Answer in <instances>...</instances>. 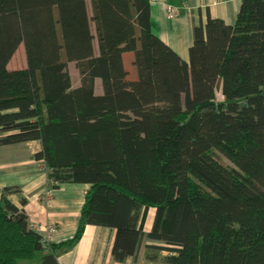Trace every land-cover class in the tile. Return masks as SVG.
Segmentation results:
<instances>
[{
	"label": "trees",
	"instance_id": "16d2710c",
	"mask_svg": "<svg viewBox=\"0 0 264 264\" xmlns=\"http://www.w3.org/2000/svg\"><path fill=\"white\" fill-rule=\"evenodd\" d=\"M20 45L25 66L8 68ZM28 141L51 187L89 188L59 244L3 189L0 264H58L88 224L115 229L118 262L146 237L161 264H264V0L194 25L188 62L151 30L149 0H0V145Z\"/></svg>",
	"mask_w": 264,
	"mask_h": 264
},
{
	"label": "crops",
	"instance_id": "0c3cea01",
	"mask_svg": "<svg viewBox=\"0 0 264 264\" xmlns=\"http://www.w3.org/2000/svg\"><path fill=\"white\" fill-rule=\"evenodd\" d=\"M166 4L177 8L175 17H168ZM240 4L241 0H149L151 30L188 62L194 25L205 24L209 17L233 25ZM92 27L94 29L93 24ZM7 67L10 68V61ZM100 89L95 93H101ZM40 148L38 141L0 145V193L7 187L19 188V192L7 193V200L25 211L29 225L35 231L49 242L59 244L76 232L89 184L60 182L51 187L43 161L34 157ZM154 212L152 207L147 211L143 226L145 234L151 228ZM49 226L54 227V232H48ZM114 237L115 229L88 224L70 248L57 249L58 264H161L158 260L146 258V245L159 244L146 237L136 255L123 262L115 261L111 252ZM44 254L39 252L33 259L21 264H41ZM165 254L166 251H161L159 255Z\"/></svg>",
	"mask_w": 264,
	"mask_h": 264
},
{
	"label": "rangeland",
	"instance_id": "374dc122",
	"mask_svg": "<svg viewBox=\"0 0 264 264\" xmlns=\"http://www.w3.org/2000/svg\"><path fill=\"white\" fill-rule=\"evenodd\" d=\"M97 47L96 43H95V48ZM131 55L129 54H125L124 55V64L125 67L128 69L129 71V75L128 78L131 79L134 77V70L131 64ZM25 55H24V50L22 45H20L17 50L15 51L14 55L12 56V58L10 59V68H23L25 66ZM68 71L71 77V84L73 87H76L80 84V77H79V73L77 68L75 67V63L74 62H69L68 63ZM101 87L99 80H96V82H94V89L96 90V92L99 90V88ZM101 90V89H100ZM217 99H221V95L220 92L217 91ZM220 160L223 163L226 164H230L229 161L227 159H225L223 156H219Z\"/></svg>",
	"mask_w": 264,
	"mask_h": 264
},
{
	"label": "built area",
	"instance_id": "2783aa9c",
	"mask_svg": "<svg viewBox=\"0 0 264 264\" xmlns=\"http://www.w3.org/2000/svg\"><path fill=\"white\" fill-rule=\"evenodd\" d=\"M166 10H167V13H168V17L169 18H173L177 15V8L173 7L172 5H169V4H166L165 6ZM49 183H52L51 180H49ZM48 232L51 233V232H54V227L53 226H49L48 227Z\"/></svg>",
	"mask_w": 264,
	"mask_h": 264
}]
</instances>
